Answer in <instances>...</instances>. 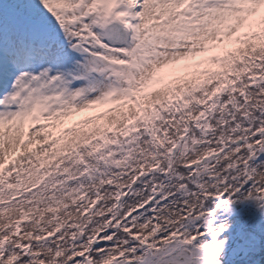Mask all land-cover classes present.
I'll return each instance as SVG.
<instances>
[{
    "label": "rangeland",
    "instance_id": "374dc122",
    "mask_svg": "<svg viewBox=\"0 0 264 264\" xmlns=\"http://www.w3.org/2000/svg\"><path fill=\"white\" fill-rule=\"evenodd\" d=\"M26 1L32 2L36 10L38 9L37 12L48 16L62 30L65 45L52 47L45 55H40L30 69H25L17 77L12 92L7 94L0 108V137L3 141L0 148V176H3L1 169L6 171L20 169L28 166L29 160L34 156L37 155L31 163H36L42 152L49 153L55 143L54 133L57 128L72 120L74 118L72 115L77 111L104 101L106 89L111 85L106 77L130 88L141 71H146L144 77L149 78L160 66L173 65L180 59L188 58L190 52H196L197 48L202 47L204 43L201 41L200 33L207 31L203 29L207 27V23L219 25L227 21L228 26H235L240 18L250 16L264 3V0H200L199 3L192 0V4L185 7L183 5L185 0H145L141 13L139 47H144L143 53L148 55V62L138 73L126 74V60L133 54L134 46L127 48L122 45H111L104 39L103 26L111 20L120 23L122 21L120 14L131 8L132 0ZM179 4L183 7L177 10ZM76 46L80 48L74 49ZM91 61L97 65L91 67L92 72L89 70ZM154 63L157 67L153 66ZM70 65L74 67L75 73L82 71L83 78L75 81L68 78ZM152 67L154 68L151 69ZM34 109L41 112L42 120L36 121L35 115H31ZM25 127L31 129V137L23 142V138L26 137ZM135 135L133 133V138L128 140L132 145L135 143ZM194 145H197V142L193 139L190 150ZM248 156L264 159V147L255 144L247 151ZM245 164L237 162L232 166H224V172L226 174L230 170L235 172L240 166L243 172ZM90 171L96 173L97 169L92 168ZM160 185L162 188V184ZM169 189H171L169 184H165L163 194ZM189 191L187 188V192L178 194V197L187 198ZM235 209L230 205L220 204L218 207L212 206L209 215L217 213L218 219L226 214L229 217L233 215V210L237 211ZM260 211L264 213V206ZM245 215L241 212L239 217ZM195 218H200L199 214ZM238 220L239 218L232 219L231 233L236 232L235 223ZM256 220L252 222L261 228L259 235H263L264 218L258 217ZM216 232L219 233V227ZM254 241L255 238L251 242L245 239L240 247L249 254L254 249ZM259 242L263 244L264 236L258 239L257 244ZM240 247L237 245L232 251L236 258L242 255ZM208 258H211L210 261L216 260L217 254L210 253ZM184 259H186L184 250L179 249L165 260H158L154 264H173ZM105 260V258L102 260V264ZM210 261L203 253L201 264H213ZM214 264H218L217 261Z\"/></svg>",
    "mask_w": 264,
    "mask_h": 264
},
{
    "label": "trees",
    "instance_id": "16d2710c",
    "mask_svg": "<svg viewBox=\"0 0 264 264\" xmlns=\"http://www.w3.org/2000/svg\"><path fill=\"white\" fill-rule=\"evenodd\" d=\"M251 26V29H245L235 42L220 45L219 50L208 55L202 62H194L188 68L181 67L175 81L176 88L186 94V103H195L194 110L201 111L206 106L208 109L212 107V104L218 107L215 109L217 116L212 121L215 130L210 137L212 140L210 147L214 148L215 152L219 150V153H216L209 163L218 175H214L217 178L212 177V179H219V192L238 193L242 198L249 194L250 201L247 205L249 208H252L257 195L252 187V180L259 181V190L264 192V174L260 173L251 179L242 176V173H237V169L235 173L238 179L241 176V181L232 182L226 179L222 181L221 177L225 173L224 166L227 164L232 166L240 162L248 151V144L256 142V138L260 135L259 144L264 145V22H257ZM246 64L249 68L248 81L246 74L242 71V66ZM217 70H219L218 73H216ZM220 70L223 71V75ZM226 75L233 76L229 81L230 84L236 88L241 86L245 90V95L240 96L238 90L231 94L230 89H222L221 80ZM217 85L221 90L220 96L215 95ZM154 93L168 104L171 103L173 94L169 86L164 84ZM145 97L148 99L152 96L150 92H147ZM113 115L114 112H111L110 116L113 117ZM111 123L109 121V124ZM78 129L75 132H81L87 137L85 131ZM256 129L260 134L256 132ZM77 136L73 133L70 140L75 141ZM246 139H248L247 144L244 143ZM205 149L206 147L201 144L194 151L195 155L189 157V161L197 157L201 158L206 152ZM155 150L159 151L161 148L152 146L150 149L152 153ZM160 160L163 164L167 163L166 157L160 156ZM178 165L180 163L172 167ZM231 185L234 188L233 191H231ZM199 198L198 196L197 199Z\"/></svg>",
    "mask_w": 264,
    "mask_h": 264
},
{
    "label": "water",
    "instance_id": "95a60500",
    "mask_svg": "<svg viewBox=\"0 0 264 264\" xmlns=\"http://www.w3.org/2000/svg\"><path fill=\"white\" fill-rule=\"evenodd\" d=\"M106 31H107V37H108L109 39H111V38H112V35H111V28H110V27H106Z\"/></svg>",
    "mask_w": 264,
    "mask_h": 264
},
{
    "label": "bare ground",
    "instance_id": "6f19581e",
    "mask_svg": "<svg viewBox=\"0 0 264 264\" xmlns=\"http://www.w3.org/2000/svg\"><path fill=\"white\" fill-rule=\"evenodd\" d=\"M181 8H179V7H177V10H180ZM147 11V10H146ZM145 12V11H144ZM11 137H12V135H11ZM11 137H9V139L8 140H10L11 139ZM3 144V143H2Z\"/></svg>",
    "mask_w": 264,
    "mask_h": 264
}]
</instances>
